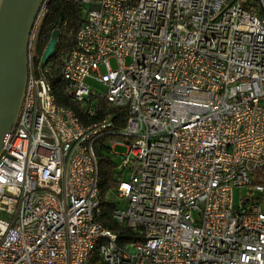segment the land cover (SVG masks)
Listing matches in <instances>:
<instances>
[{"label":"built area","instance_id":"obj_1","mask_svg":"<svg viewBox=\"0 0 264 264\" xmlns=\"http://www.w3.org/2000/svg\"><path fill=\"white\" fill-rule=\"evenodd\" d=\"M51 1L0 149V264H264V0H64L82 17L65 93L89 115L99 100L125 108L122 126L55 102L38 53ZM107 136L126 147L112 189V217L136 236L124 245L94 219L93 142Z\"/></svg>","mask_w":264,"mask_h":264},{"label":"trees","instance_id":"obj_2","mask_svg":"<svg viewBox=\"0 0 264 264\" xmlns=\"http://www.w3.org/2000/svg\"><path fill=\"white\" fill-rule=\"evenodd\" d=\"M59 13H62L63 18L60 22L59 34L55 47L54 54L44 63H41V68L44 75L50 80L52 93L55 102L59 105L70 107L78 116L81 123L89 124L99 119L105 112H110L113 115V121L116 125L122 126L126 120V109L122 107H106V101L99 100L92 104L95 109L93 115L87 114L86 106L75 102L65 93L66 82L61 77L60 68L63 57L66 56L74 42V33L82 22L81 10L77 3L64 0H52L49 3L48 11L43 21L38 53L42 55V51L50 37L52 30L55 28V20ZM115 136H107L97 138L93 142V150L97 157L98 163V188H99V206L94 213V219L100 222L103 226L116 231L117 243L124 245L126 241L136 238L135 233L130 229L120 226L112 217V211L116 204L106 198L107 192H110L116 186V169L115 164L106 152L110 151L108 143ZM119 173V172H118ZM117 173V174H118ZM97 256L88 264H94Z\"/></svg>","mask_w":264,"mask_h":264},{"label":"water","instance_id":"obj_3","mask_svg":"<svg viewBox=\"0 0 264 264\" xmlns=\"http://www.w3.org/2000/svg\"><path fill=\"white\" fill-rule=\"evenodd\" d=\"M42 0H0V149L16 121L26 81V42ZM63 15L42 51L44 63L54 52Z\"/></svg>","mask_w":264,"mask_h":264},{"label":"rangeland","instance_id":"obj_4","mask_svg":"<svg viewBox=\"0 0 264 264\" xmlns=\"http://www.w3.org/2000/svg\"><path fill=\"white\" fill-rule=\"evenodd\" d=\"M128 62V60H127ZM109 63L110 66L114 69L116 67V62L113 58H109ZM100 70H103L102 66H99ZM86 83L90 86L91 89H94L95 93L101 94L105 92V87L99 83L94 81L92 78H86L85 79ZM109 146V145H108ZM126 151V147L122 146V145H116L113 149V151H108L106 152L108 154V156L111 158V160L113 161V163L118 166L120 165L121 161H122V154H124ZM117 171V170H116ZM118 173V171H117ZM116 175V178L118 177V174ZM122 178L124 180H127L128 175L126 172L123 173ZM248 191V188L246 186H243L242 188H237L234 187L233 189V195H234V202L235 204L238 203L239 201V197L244 195L246 192ZM106 198L112 202H114L117 206H121L124 203V200H122L121 198H118L116 193L113 192L112 190L110 192H107L106 194Z\"/></svg>","mask_w":264,"mask_h":264}]
</instances>
